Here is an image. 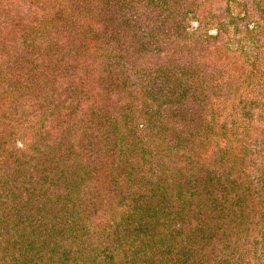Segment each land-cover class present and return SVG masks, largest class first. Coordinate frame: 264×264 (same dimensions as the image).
I'll use <instances>...</instances> for the list:
<instances>
[{
  "label": "trees",
  "instance_id": "trees-1",
  "mask_svg": "<svg viewBox=\"0 0 264 264\" xmlns=\"http://www.w3.org/2000/svg\"><path fill=\"white\" fill-rule=\"evenodd\" d=\"M96 1L104 9L92 14L99 16L103 24L99 28L122 22L136 44L131 52L140 55L147 48L152 55L156 38L141 34V23H136L140 14L134 17L127 9L132 16L116 13L110 19L109 3ZM129 1L121 4L125 7ZM67 2L80 10L89 6V0ZM41 4L42 0H0V60L23 59L22 52L31 49L35 37L28 29L44 18ZM59 13L56 10L43 22L52 36L46 41L55 40ZM90 29L91 23L73 27L76 33ZM104 48L108 53L96 75L105 85L100 95L118 94L134 84L148 89H137L140 104L127 105L115 117L114 125L139 139L131 144H123L115 129L94 117L93 107L62 102V90L55 92L61 104L49 108L34 104L36 91L28 92L25 86L35 83L33 76L22 67L25 75L18 78L14 63H6L10 73L3 72L0 63V150L6 160L0 161V264H264V47L257 50L258 58L248 71L243 72V64L226 65L224 58L223 64L217 63L219 70L207 71L200 79L188 70L190 64L176 73L159 63L156 70L115 64L114 77L108 76L103 62L106 58L108 68L114 61L107 56L113 49ZM17 51L20 56L15 58ZM97 51L93 47L92 54ZM239 68L241 76L228 75L218 82L224 77L217 75L221 70L237 75ZM46 70L54 75V58L45 62ZM211 83L218 85L216 90L208 91ZM178 84L182 88H176L173 105L184 97L194 107L165 109L168 94L149 96L150 86ZM222 88L231 92L235 104L219 99L224 96ZM122 97L107 108L124 105L118 104ZM16 99L24 100L21 107L54 116L45 131V150L26 144L39 138L42 130L29 131L11 113ZM150 100L152 106H146ZM217 114L219 118H213ZM254 120L260 122L253 125ZM28 136V142L22 139ZM18 142L24 151L14 159L7 151ZM89 149L98 155L92 159ZM144 164L148 168H141ZM101 174L103 183L97 178ZM101 196L106 199L97 201ZM236 219L248 225L240 228ZM251 220L249 240L240 233L249 229Z\"/></svg>",
  "mask_w": 264,
  "mask_h": 264
},
{
  "label": "rangeland",
  "instance_id": "rangeland-1",
  "mask_svg": "<svg viewBox=\"0 0 264 264\" xmlns=\"http://www.w3.org/2000/svg\"><path fill=\"white\" fill-rule=\"evenodd\" d=\"M67 1L42 0L41 10L44 12V15H42L44 18L35 21L33 28L28 29L33 32L32 35L35 37L31 49L22 52L23 59L6 62L0 60V63L3 64L2 70L10 73V68L6 63H14L17 66V73H19L18 78L25 75L22 72L23 68L28 75L33 76L32 81H35V83L28 82L25 86L28 92L36 91L32 102L41 108L61 104L55 96L56 90H62L61 101L67 102L66 104L75 101L80 106L93 107L96 114L94 117H101L100 120L105 123L107 129H115V133L121 138L123 144H131L137 138L133 136L131 130H126L120 125H114L117 122L115 117L117 114L124 112L123 109L127 105L138 106L140 104L136 95L137 89L139 91H148V89L147 87H139V84H134V87L131 85L120 90L118 94L107 91L105 94L102 93L101 96L100 91L105 90V85L96 80V75L101 71L102 57L108 53L107 49L104 48L105 46L113 49L107 56L114 61L110 62L108 68L106 67V58L103 62L104 73L108 76L114 77L113 67L115 64L139 69L149 67L156 70L155 64L159 63L165 65L169 73L184 70L183 66L187 67L190 64L188 70L196 76V79H200V76L207 71L219 70L217 63L223 64L222 60L224 58L226 59V65L237 64V68L243 64L242 70L246 72L254 59L258 58L257 50L262 52L261 47H264V0H130L127 4L128 7H123L122 0H105L109 3L106 14L110 19L111 15L116 13L123 18L132 16L131 12L134 17L140 14L136 22L141 23L139 31L141 34H153L156 38L154 41L156 50L151 53L152 55H150L147 48H143L140 55H138L139 52L135 55L131 52L136 44L130 39L131 32L123 29L122 22L119 23L114 20L110 23L108 18L105 17L110 25L99 28L103 24L98 21V15L93 16L92 14L98 8L102 11L104 9L98 5L96 0H89V6L86 10H80L75 4ZM86 1L83 0L85 3ZM81 5H84V3H79L80 7ZM127 9L131 12L126 11ZM56 10L60 11L54 22V30H56L57 35L54 41H46L48 36H52L48 34L43 22L48 20L46 18L52 16ZM31 11L33 12L32 15L36 14L32 8ZM28 22L29 19H26L25 24L27 25ZM81 23H91L89 32H74L73 27ZM101 39L105 40L107 44L102 43ZM93 47L98 50L96 54H92ZM114 51L117 52L116 59L113 57ZM18 56H20V53L15 55V58ZM50 58H54L56 61L54 75L48 70L43 71L45 62ZM107 61L109 60L107 59ZM239 71L235 75L234 72L221 70L217 75H223L224 77L219 78L218 82L220 80L224 82L228 75L233 76V78L241 76L240 68ZM212 84L214 83L210 84L208 91L209 89L216 90L218 85L211 86ZM176 88L182 87H180V84L168 85L161 89L150 86L151 93L149 96L153 95L155 98L161 96L163 98L164 93L168 94L169 101L166 103L165 109L168 106L169 109L194 107L184 97L179 98V102L173 105L172 100L178 93ZM220 91L224 95L218 96L220 100L226 99L234 104L237 102L236 99H230L232 94L227 88H222ZM96 92L99 94L98 96H95ZM119 96L123 97L118 104H124L123 102L125 104L112 110L107 108L108 106H114ZM213 103L214 100L212 109ZM22 104H24L23 99H16L11 105V113L17 115L27 125L26 128L29 131L38 134L37 129L42 130V134L38 135L39 138L36 136L34 142H28L31 136L22 137V139L28 142L26 144L32 145V149L36 148L43 151L46 149L48 142L46 137L48 134L45 131L49 130L48 122H51L54 116L48 111L34 112L27 105L21 107ZM144 104L152 106L151 100L146 101ZM41 116L46 117H43V120L40 121ZM137 116L138 114L135 115V118ZM213 118H219V115H214ZM137 122L146 121L138 119ZM259 122L254 120L252 124L257 125ZM25 133H27V130ZM69 142L71 143L72 140ZM238 148H240L239 143ZM136 150L137 148H134L135 152ZM23 151V143L18 142L7 153L10 157L19 159ZM84 153L86 152L84 151ZM87 153L92 159L95 155H98V151L94 153L91 149ZM80 155L82 154L80 153ZM2 156L3 151L0 150V161L6 164V160ZM141 162L139 160V163ZM149 163L152 164L151 161ZM79 165H83V163ZM148 166L144 164L141 168H148ZM103 177L102 174L97 176L101 183L104 181ZM188 185L190 186V184ZM251 190H253V187H251ZM238 192H241V190L238 189ZM105 199L106 197L101 196L97 201ZM96 205L99 206V204ZM250 222L253 223L254 221H249V229L247 228L248 230L245 229L240 233L241 236H245L249 240L251 239V232H253ZM236 223L239 224L240 228L247 224L246 221L242 222L237 219ZM221 240L223 242L222 237Z\"/></svg>",
  "mask_w": 264,
  "mask_h": 264
}]
</instances>
